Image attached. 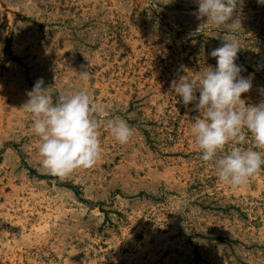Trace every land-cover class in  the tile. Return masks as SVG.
Segmentation results:
<instances>
[{"label":"rangeland","instance_id":"obj_1","mask_svg":"<svg viewBox=\"0 0 264 264\" xmlns=\"http://www.w3.org/2000/svg\"><path fill=\"white\" fill-rule=\"evenodd\" d=\"M196 11L195 0H0V264H264V167L240 187L219 181L191 133L199 113L171 88L217 65L226 31ZM237 18L235 62L252 79L241 98L257 105L264 4L243 0ZM40 78L54 101L87 92L132 137L117 142L102 121L96 164L50 174L23 108Z\"/></svg>","mask_w":264,"mask_h":264},{"label":"clouds","instance_id":"obj_2","mask_svg":"<svg viewBox=\"0 0 264 264\" xmlns=\"http://www.w3.org/2000/svg\"><path fill=\"white\" fill-rule=\"evenodd\" d=\"M197 19L207 18L219 30H225L221 46L210 55L216 58L215 68L208 66L200 74L180 75L171 88L184 106L192 104L199 113L191 133L201 151V159L212 162L218 180L236 188L264 167V101L246 106L242 94L252 88V79L241 75L235 61L240 50L233 19L243 0H195ZM264 4V0H257ZM231 21V23H229ZM199 34V28L196 33ZM87 76V71L81 73ZM264 91V90H262ZM198 93V95H197ZM23 108L33 118L34 132L40 138L42 166L52 175L66 176L78 168H92L100 154L99 129L103 121L114 139L127 143L133 135L122 118L110 117L103 107L97 108L90 95L83 91L59 93L54 101L43 78L38 79ZM250 134L255 149L241 147Z\"/></svg>","mask_w":264,"mask_h":264}]
</instances>
